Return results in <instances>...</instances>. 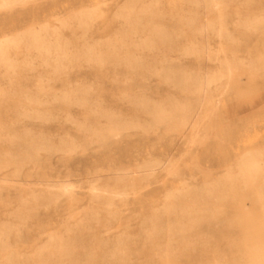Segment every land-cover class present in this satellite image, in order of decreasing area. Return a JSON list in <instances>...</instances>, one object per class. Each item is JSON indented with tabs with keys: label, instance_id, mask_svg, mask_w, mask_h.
<instances>
[{
	"label": "rangeland",
	"instance_id": "rangeland-1",
	"mask_svg": "<svg viewBox=\"0 0 264 264\" xmlns=\"http://www.w3.org/2000/svg\"><path fill=\"white\" fill-rule=\"evenodd\" d=\"M6 39L0 264H264V0H8Z\"/></svg>",
	"mask_w": 264,
	"mask_h": 264
},
{
	"label": "bare ground",
	"instance_id": "bare-ground-1",
	"mask_svg": "<svg viewBox=\"0 0 264 264\" xmlns=\"http://www.w3.org/2000/svg\"><path fill=\"white\" fill-rule=\"evenodd\" d=\"M8 0H0V3L2 4H7ZM215 6H218L217 2L215 3ZM10 39H6L4 41H0V57H3L4 53H2V51L8 50L10 49ZM21 42L23 44H25V46L27 48H32V49H38L41 51H51V50H55L58 53V57L60 58H68L70 56V50L69 47L66 46H62L60 43H57V40L55 43L52 42V39L49 41V45L45 44L46 43V39L41 35V33H38L37 37H33L32 34L30 35H25ZM7 69L6 71L8 73H11V68L14 65L13 63H10L9 61H0ZM40 84V83H39ZM182 119V118H181ZM140 128V127H139ZM142 129V128H141ZM151 129V128H150ZM254 156V155H253ZM246 159V158H245ZM246 162V160H245ZM257 164V159L256 158H252L250 157L249 159L247 158V168H255ZM70 186L69 184H65L63 186V188L66 190L68 189Z\"/></svg>",
	"mask_w": 264,
	"mask_h": 264
}]
</instances>
